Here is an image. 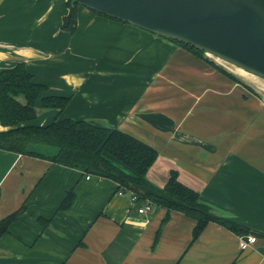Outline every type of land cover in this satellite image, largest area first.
Listing matches in <instances>:
<instances>
[{
	"label": "crops",
	"instance_id": "crops-1",
	"mask_svg": "<svg viewBox=\"0 0 264 264\" xmlns=\"http://www.w3.org/2000/svg\"><path fill=\"white\" fill-rule=\"evenodd\" d=\"M66 2L0 0V71L24 62L47 94L69 96L59 119L95 121L151 146L152 185L163 188L177 172L241 230L209 222L191 243L195 221L178 211L161 224L166 209L137 213L146 200L132 201L110 179L0 149V220L23 207L0 237V264H264V80L231 79L167 39L82 6L68 33ZM57 116L38 100L25 124ZM70 190L72 206L58 210ZM248 235L255 243L240 250Z\"/></svg>",
	"mask_w": 264,
	"mask_h": 264
},
{
	"label": "trees",
	"instance_id": "trees-1",
	"mask_svg": "<svg viewBox=\"0 0 264 264\" xmlns=\"http://www.w3.org/2000/svg\"><path fill=\"white\" fill-rule=\"evenodd\" d=\"M66 6L68 13L63 18L61 27L68 33H73L77 8L80 5L67 0ZM164 39L204 60L231 79L237 80L205 58L203 52L175 40ZM47 91L45 84L33 80V75L24 62H18L14 67L0 71V124L7 127L6 130L0 131V149L41 158L110 179L117 184L118 191L135 196L136 202L146 200L152 205L166 209L167 214L161 224L167 220L170 211H178L195 221L191 243L209 222L217 223L235 233L241 230L237 223L215 215L209 206L200 201L197 192L178 181L177 172L169 173L163 188L152 185L146 174L158 157L154 148L116 128L95 121L59 119L70 98L65 95L47 94ZM19 97H22L23 101H20ZM38 100L40 108L56 110L58 116L46 125L25 124L36 119ZM74 200V191H68L58 210L70 208ZM22 210L23 207L0 220V237L8 231ZM160 228L156 232L155 241ZM174 264H179V261Z\"/></svg>",
	"mask_w": 264,
	"mask_h": 264
},
{
	"label": "water",
	"instance_id": "water-1",
	"mask_svg": "<svg viewBox=\"0 0 264 264\" xmlns=\"http://www.w3.org/2000/svg\"><path fill=\"white\" fill-rule=\"evenodd\" d=\"M72 1L189 45L238 79L228 67L264 80V0Z\"/></svg>",
	"mask_w": 264,
	"mask_h": 264
},
{
	"label": "built area",
	"instance_id": "built-area-1",
	"mask_svg": "<svg viewBox=\"0 0 264 264\" xmlns=\"http://www.w3.org/2000/svg\"><path fill=\"white\" fill-rule=\"evenodd\" d=\"M132 201H135V196H131ZM151 209V204L147 201H145L144 203H142L137 209V213L139 214H143L146 213L148 211H150ZM256 241V237L252 236V235H248L246 237L240 238L239 240V248L240 250H245L248 247H250V245L254 244Z\"/></svg>",
	"mask_w": 264,
	"mask_h": 264
},
{
	"label": "rangeland",
	"instance_id": "rangeland-1",
	"mask_svg": "<svg viewBox=\"0 0 264 264\" xmlns=\"http://www.w3.org/2000/svg\"><path fill=\"white\" fill-rule=\"evenodd\" d=\"M205 57V56H204ZM210 57V56H209ZM204 61V60H203ZM218 62H220V61H218ZM220 63H222V62H220ZM224 64V63H223ZM228 69H231L232 70V73L234 74V75H236L237 77H241V79H244V78H254V79H258V80H260V81H262V79H260V78H256V77H252V76H250V75H247V74H244V73H242L241 71H239V70H237V69H235V68H232V67H228ZM20 101H23V99H22V97H19L18 98Z\"/></svg>",
	"mask_w": 264,
	"mask_h": 264
},
{
	"label": "bare ground",
	"instance_id": "bare-ground-1",
	"mask_svg": "<svg viewBox=\"0 0 264 264\" xmlns=\"http://www.w3.org/2000/svg\"><path fill=\"white\" fill-rule=\"evenodd\" d=\"M217 62L219 61V60H216ZM221 62V61H220Z\"/></svg>",
	"mask_w": 264,
	"mask_h": 264
}]
</instances>
